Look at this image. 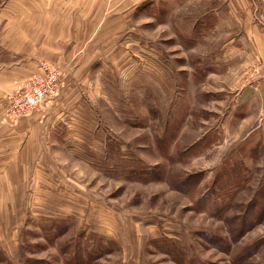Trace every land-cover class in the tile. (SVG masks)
Instances as JSON below:
<instances>
[{"label":"rangeland","instance_id":"obj_1","mask_svg":"<svg viewBox=\"0 0 264 264\" xmlns=\"http://www.w3.org/2000/svg\"><path fill=\"white\" fill-rule=\"evenodd\" d=\"M15 1L0 42L26 52L45 8ZM110 10L6 91L0 264H264V0ZM42 63L58 93L11 119Z\"/></svg>","mask_w":264,"mask_h":264},{"label":"crops","instance_id":"obj_2","mask_svg":"<svg viewBox=\"0 0 264 264\" xmlns=\"http://www.w3.org/2000/svg\"><path fill=\"white\" fill-rule=\"evenodd\" d=\"M140 1L141 0H28V7H30L32 13L38 14L42 12V8H45L44 19H29L30 23L33 25L28 28L26 52H21L14 48L7 51V48L3 46V43L6 42H0V45L3 47V49L0 48V109H4L6 106L5 95L7 89H12L23 79L28 78L37 71L38 63L41 58L39 57L40 55L37 54H41L42 48L45 47L43 53L45 57L53 56L54 54H56L55 56H64L65 49H69V45L62 43L63 40L74 41L78 44L88 37L91 38V26L94 23H105V18L110 15V9L114 10L118 8L121 10L124 7L127 9L132 8ZM24 2L25 1H22L19 4L15 0H0V8H18V6H24ZM36 9L40 10V12H37ZM8 20L11 19H6L4 17L0 19V24ZM16 29L20 31L23 28L16 27ZM42 40H44V44H42ZM80 45H82L81 42ZM77 46L73 47L68 53L71 62L77 55ZM47 113H49V111ZM42 117L43 115L38 117L37 120L41 122L45 121V117ZM30 119L33 118L29 117L28 120ZM27 124L30 125V123ZM15 130L17 133L19 132L17 128L14 129V131Z\"/></svg>","mask_w":264,"mask_h":264},{"label":"built area","instance_id":"obj_3","mask_svg":"<svg viewBox=\"0 0 264 264\" xmlns=\"http://www.w3.org/2000/svg\"><path fill=\"white\" fill-rule=\"evenodd\" d=\"M28 85L26 92L22 96L19 95V98L15 97L16 94L11 95L8 108V116L11 119L28 116L35 108L41 106L43 101L56 96L60 89V74L47 63H42L40 73L35 75Z\"/></svg>","mask_w":264,"mask_h":264}]
</instances>
